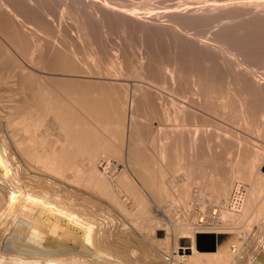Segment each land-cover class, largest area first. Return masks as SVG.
I'll return each instance as SVG.
<instances>
[{
  "label": "bare ground",
  "instance_id": "obj_1",
  "mask_svg": "<svg viewBox=\"0 0 264 264\" xmlns=\"http://www.w3.org/2000/svg\"><path fill=\"white\" fill-rule=\"evenodd\" d=\"M2 1L6 12H11L10 5ZM58 1L60 16L68 12L70 1L83 2ZM186 2L179 4L182 10L165 14L171 32L180 37L186 33L182 28L188 26L203 29L215 22L221 30L232 29L241 20H256V8L264 6L258 0H248L189 9ZM109 4L104 0L101 8L109 12ZM117 8L128 11L124 4ZM201 32L189 36L190 42L209 47L210 43L201 41ZM219 35L210 40L215 43L211 44L214 54L239 70L241 63L230 60L234 57L230 48H236H229L224 42L227 37ZM13 50L11 44L0 48V264H264V148L259 143L255 148L253 140L236 132L242 128L264 140V106L249 104L234 82L230 86L227 82V87L219 82L215 87L204 82L201 74L193 75L195 80L184 85L194 97L189 100L194 110L186 112L193 119L201 117L200 123L181 122V108L172 119L165 112L161 121L155 105L147 101L146 108L158 126L152 125L153 135L143 140L129 130L133 115H128L126 128L120 101L110 100L105 105L104 100L91 95L101 91L88 81L93 77L78 76L61 59L51 67L54 72L47 80L31 64H19ZM136 66L132 64L133 72H138ZM165 72L173 77L172 69L166 67ZM263 76H257L255 85H263L259 81ZM48 82L59 88L54 95L40 86ZM229 92L232 95L228 96ZM42 117L51 120L45 123ZM48 127L57 131L53 142L46 140ZM113 137L120 139L121 149L111 141ZM201 147L208 158L200 167L205 171L203 185L193 186L192 161L186 152L191 148L197 153ZM119 151V157L132 161L133 167L128 166L135 172H131V180L127 174L123 175L127 179L120 175L122 187L117 189L99 170L100 158L107 154L115 157ZM123 190L126 193L119 200ZM172 193L180 219L170 236L171 232H165L168 228L160 232L151 213L160 210L157 204L161 201H173ZM107 201L117 206H112L119 211L114 215L123 213L126 217L120 215L126 219L132 215L136 222L123 221L122 216L117 219L118 214L111 216ZM150 202L153 206H148ZM209 204L215 208L207 209ZM237 224L244 226L243 231H234ZM228 232L234 233L233 238L222 242L218 234Z\"/></svg>",
  "mask_w": 264,
  "mask_h": 264
},
{
  "label": "rangeland",
  "instance_id": "obj_2",
  "mask_svg": "<svg viewBox=\"0 0 264 264\" xmlns=\"http://www.w3.org/2000/svg\"><path fill=\"white\" fill-rule=\"evenodd\" d=\"M147 1L144 2L147 3ZM186 1L189 3V9H196L198 7L202 8V6H216L223 3L245 2L248 0H149L147 4L142 0H109V12L101 8L104 0L70 1L68 12L61 14V16L58 13L60 12L61 2L58 0H3V3L10 5L11 12H6V9L2 6L3 4L0 3V48L11 44L14 48L13 54L19 64H24V62L31 64L34 69H38L44 73L47 80H51L50 75L54 72L51 70V67L55 64L58 65L61 59L67 61L75 69V74H79L78 76L93 77V79L91 78L88 81L101 89V91L93 92L91 95L95 98H101L102 101L104 100L105 105H108L110 100H114L115 102L120 101L121 112L123 117H126V128L128 127L127 124H129L127 123L128 115L131 117L133 115L134 120L131 122L130 128H128L133 133H131L133 136L140 137L143 140H147L153 135L152 125L154 127L158 126V121H152L148 108H146L147 101L148 104L155 105L161 121H164L166 114L172 119L176 114V109L181 108L184 110V116L180 119L181 122L190 123L196 120L200 123L201 117L193 119L186 112L187 110H194V104L189 102L194 97L187 94L185 86L189 85L187 84L188 82L195 80L193 75L199 77L198 75L201 74L200 76L204 82L214 84L215 87L221 85L227 87L228 84L230 86L234 82L236 83L235 88L237 91L247 96L249 104H253L254 102L253 105L255 106H264V76L259 80L263 85H255L258 79L257 76L261 73L264 75V6L256 8V13L259 11L258 13L261 15H256V20L254 17L247 18L249 20H241L239 21L240 24L237 23L238 25L232 27V29H228L229 31L221 30L218 24L214 22L211 23L212 25L209 24L210 26L208 25V27L201 25V27H205L203 29L199 26L200 30L196 29L197 26L184 27L182 28L183 31H181L184 33L186 31V36L182 35L184 33L181 32V34L180 30H178L184 36L183 38L171 32L170 24H168L170 22L165 14L173 12L176 8L182 10L183 7H179V4L180 6H184V3H187ZM190 1H194L195 3H190ZM258 2L264 4V0H258ZM123 4L128 8L126 9L128 10L126 13L130 11L129 14L118 11L117 7ZM86 5H91V8ZM126 15L129 16L127 17ZM16 16L18 19H14ZM197 31L203 32L200 33L202 37L204 36L203 39L201 38V41L205 40L210 43L209 47L205 46L203 48L204 45L190 42L189 38ZM216 33L221 34L219 36L222 39L227 37L224 39V42L229 44V48H236L235 50L230 48L231 51H229L234 55V57H230V60L234 58L235 60H232V62L239 61L241 63L239 70H234L230 64H224L214 54L215 52L211 44L215 43L210 40H213L217 36ZM207 42L205 44H208ZM241 51L244 55H242L243 53H239ZM235 54H238V58ZM4 61L6 60L4 59ZM131 63L135 64V66L137 65L138 72L132 71ZM248 65L250 69L247 68ZM166 67L170 70L172 69V78L165 72ZM247 69L248 71H245ZM232 72L233 74H231ZM245 77L246 80L250 81H246ZM96 78H100V80ZM253 78L254 82L252 81ZM81 79L87 80L86 78ZM219 82L222 84L219 85ZM136 83L138 84L136 85ZM132 84L134 85L132 86ZM40 86L53 95L59 90V88L50 82L41 83ZM223 89L227 90V88ZM230 95H232L231 92L228 93V96ZM73 96H76V94ZM165 112L167 113L165 114ZM33 114L34 112H32ZM42 118L45 120V117ZM49 120H51V117H47L45 123L49 122ZM48 128L50 136L46 140L53 142L58 135L55 134L57 131L54 130V127ZM243 130L239 128V131L237 130L236 132L246 139L255 141H252L255 144H253L255 148H257L258 143L260 144V146L258 144L259 147L264 148V140L261 137L259 138V135L251 132L246 133ZM155 137L158 138L157 134H155ZM111 141L115 142L114 144L117 143V148L121 149L120 139L116 140L113 137ZM193 151V149L189 148L186 152L189 156V161H192L191 170L193 179L191 183L193 186L196 184L202 186V173L205 171L200 167L208 159L204 156L206 149L205 147H201L197 153ZM119 153L120 151L115 157L108 156V154L103 156L102 158L109 159L114 165L108 169L105 166L103 168L101 166L99 170L104 175L103 178L110 181V184L113 181L112 185L115 188L118 187V181L122 179L121 176L123 177V175L127 174L129 176L128 179L131 180L133 179L132 173L135 172V168L134 170L132 168V161L128 158L130 161L128 162L126 156L119 157ZM195 162L201 164L198 165ZM113 174L114 176L116 175L115 178L117 180ZM125 178L127 179V177ZM175 178L181 180L178 175ZM119 186L122 187L121 184ZM120 187L117 189H120ZM123 191L122 194L120 193L122 197L119 196V200L123 199V194L126 193V191ZM173 195L174 193H172ZM101 196L100 198L103 199ZM174 196L171 198L173 201H168L169 205H167V202L165 204L164 201H161L157 204L160 210L154 215L151 213L157 219L153 222H158V227L162 229L160 232L164 233V230L168 228L165 232H171V234L169 233L170 236L174 233L173 225H177L174 223H178V219H180L178 217L179 212L177 213L176 211V202H174L176 199ZM103 200L106 201L107 199ZM125 202L121 203H124L125 207H128V203L126 204ZM109 203L113 204V202H108V206L106 205V207L112 210L107 208L109 210L106 211L111 210L113 211V215L111 216H116L118 213L114 214L119 211L116 208L115 210L117 211H115L114 207L117 206L115 204L110 205ZM151 204V202L148 203V206ZM208 208L213 209L215 207H211L209 204ZM111 211L107 212V214L110 215ZM169 211L172 214L168 213ZM174 211L176 215L173 216ZM167 213L169 216H165ZM120 214L126 217V214ZM120 214H118L119 217L117 219L121 218L120 220H122L123 216ZM128 216L127 219L123 217V221L126 220L130 223L133 217L132 215ZM169 217L172 221L174 219L173 223L169 220ZM128 218L131 220H128ZM185 218L188 217L186 216ZM214 221L220 224V222H217L219 220L215 219ZM134 222L136 221L133 220L132 223ZM137 222L141 221L138 220ZM143 223L148 224L146 221ZM167 223H170L171 227ZM237 225L239 229L236 226L237 228L234 231H240L241 229L243 231L244 226L242 224ZM231 234L234 233H220L218 234V238L222 242H225L233 238L232 236L234 235ZM226 236L228 237L226 238Z\"/></svg>",
  "mask_w": 264,
  "mask_h": 264
},
{
  "label": "built area",
  "instance_id": "obj_3",
  "mask_svg": "<svg viewBox=\"0 0 264 264\" xmlns=\"http://www.w3.org/2000/svg\"><path fill=\"white\" fill-rule=\"evenodd\" d=\"M100 162L102 163L101 166H102V167L105 166L106 169H108V168H110V167H113V165H114L113 162L111 163L110 160L107 159V158H102Z\"/></svg>",
  "mask_w": 264,
  "mask_h": 264
}]
</instances>
